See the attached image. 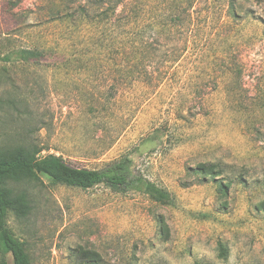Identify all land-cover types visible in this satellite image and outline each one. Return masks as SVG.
I'll return each instance as SVG.
<instances>
[{
	"label": "rangeland",
	"instance_id": "obj_1",
	"mask_svg": "<svg viewBox=\"0 0 264 264\" xmlns=\"http://www.w3.org/2000/svg\"><path fill=\"white\" fill-rule=\"evenodd\" d=\"M120 1L0 0V147L86 169L128 158L133 177L81 189L34 173L9 229L32 264H264V0H196L186 34L135 59L177 56L158 87L124 78V24L171 0Z\"/></svg>",
	"mask_w": 264,
	"mask_h": 264
},
{
	"label": "trees",
	"instance_id": "obj_2",
	"mask_svg": "<svg viewBox=\"0 0 264 264\" xmlns=\"http://www.w3.org/2000/svg\"><path fill=\"white\" fill-rule=\"evenodd\" d=\"M196 0H171L169 8L160 9L159 19L153 18V24L138 21L134 16L132 21L125 22L126 33L122 39L127 57V68L124 78L130 80V84L141 82L152 86H160L168 79V69L171 63L177 60V56L164 53L158 60L160 66L156 69H148L142 66V62L135 61L137 55L143 54L148 60L155 58L156 50L170 42V34L173 28H180L181 33H187L184 26L185 19L190 20V9ZM126 8L128 2L121 0ZM176 11V12H175ZM86 14V12L84 13ZM230 14H235V8L231 7ZM181 16L184 17L181 18ZM153 29L160 30L164 39L149 44L145 41L146 34L152 33ZM154 50L150 52V50ZM38 56L32 50H22L17 57L22 60H31ZM179 56V55H178ZM132 64L133 67H130ZM139 64H141L139 66ZM41 149L34 146H19L11 148L0 147V250L9 254L13 264H32L30 255L26 252L24 243L19 241L9 229L7 218L12 213L17 218L25 217L33 208L32 195L27 187L29 177L41 174L49 178L53 183H60L81 189H90L99 184H104L113 189H127L131 186L133 177L130 171L131 161L128 158L120 159L102 169L76 168L67 164L61 156H39ZM147 181L141 180L138 185H147ZM158 192L153 189L151 193ZM1 264H5L3 261Z\"/></svg>",
	"mask_w": 264,
	"mask_h": 264
}]
</instances>
